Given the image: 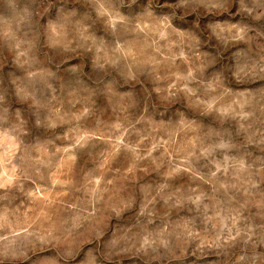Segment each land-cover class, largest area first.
<instances>
[{
  "label": "clouds",
  "instance_id": "1",
  "mask_svg": "<svg viewBox=\"0 0 264 264\" xmlns=\"http://www.w3.org/2000/svg\"><path fill=\"white\" fill-rule=\"evenodd\" d=\"M0 264H264V0H0Z\"/></svg>",
  "mask_w": 264,
  "mask_h": 264
}]
</instances>
